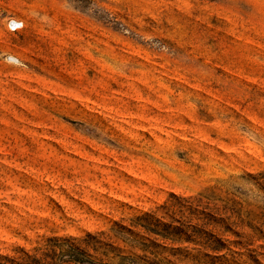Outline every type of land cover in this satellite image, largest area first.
<instances>
[{
	"label": "rangeland",
	"instance_id": "obj_1",
	"mask_svg": "<svg viewBox=\"0 0 264 264\" xmlns=\"http://www.w3.org/2000/svg\"><path fill=\"white\" fill-rule=\"evenodd\" d=\"M262 172L264 0H0L1 255L264 264Z\"/></svg>",
	"mask_w": 264,
	"mask_h": 264
},
{
	"label": "trees",
	"instance_id": "obj_2",
	"mask_svg": "<svg viewBox=\"0 0 264 264\" xmlns=\"http://www.w3.org/2000/svg\"><path fill=\"white\" fill-rule=\"evenodd\" d=\"M255 182L259 187V189L264 194V172L259 173L257 177H255ZM172 207L173 205H170L168 206V209ZM144 218L148 219L151 218V216L146 214L144 215ZM141 227L144 230L152 233V230L149 226H141ZM57 248H58L57 246H49L47 244L44 248L36 249L32 253L19 250L16 252V255L14 256L0 254V264H52V257L54 256Z\"/></svg>",
	"mask_w": 264,
	"mask_h": 264
},
{
	"label": "built area",
	"instance_id": "obj_3",
	"mask_svg": "<svg viewBox=\"0 0 264 264\" xmlns=\"http://www.w3.org/2000/svg\"><path fill=\"white\" fill-rule=\"evenodd\" d=\"M18 26H19V24L15 23V22H12V24H11L12 28H17Z\"/></svg>",
	"mask_w": 264,
	"mask_h": 264
}]
</instances>
